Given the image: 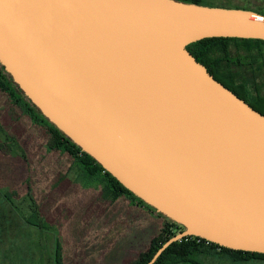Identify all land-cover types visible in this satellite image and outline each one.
Returning <instances> with one entry per match:
<instances>
[{
    "label": "water",
    "instance_id": "water-1",
    "mask_svg": "<svg viewBox=\"0 0 264 264\" xmlns=\"http://www.w3.org/2000/svg\"><path fill=\"white\" fill-rule=\"evenodd\" d=\"M264 41V15L177 0H0V64L125 189L201 238L264 254V115L187 47Z\"/></svg>",
    "mask_w": 264,
    "mask_h": 264
},
{
    "label": "rangeland",
    "instance_id": "rangeland-1",
    "mask_svg": "<svg viewBox=\"0 0 264 264\" xmlns=\"http://www.w3.org/2000/svg\"><path fill=\"white\" fill-rule=\"evenodd\" d=\"M212 2L264 14V0ZM229 51L231 57L244 55L234 44ZM232 68L253 95L264 82L262 74ZM10 109L0 92V143L7 146L0 148V264H54L57 238L67 264H125L144 250L165 219L126 196L111 202L104 191L105 175L92 178L65 151L51 150L45 131L18 111L11 115ZM141 213L148 214L142 235L136 227L144 223ZM28 219L45 229L27 224ZM201 261L264 264L260 260L233 262L224 255L203 256Z\"/></svg>",
    "mask_w": 264,
    "mask_h": 264
},
{
    "label": "trees",
    "instance_id": "trees-1",
    "mask_svg": "<svg viewBox=\"0 0 264 264\" xmlns=\"http://www.w3.org/2000/svg\"><path fill=\"white\" fill-rule=\"evenodd\" d=\"M185 3H193L204 6H216L225 8H241L237 6L230 7L227 5L215 4L213 0H177ZM250 10V9H247ZM264 15L261 12H257ZM234 44L238 51H242L244 55L231 57L230 47ZM188 51L197 59L198 62L207 67L210 74L225 87L234 92L238 97L243 99L252 108L264 115V82L256 87L253 95L239 79L236 78L238 71L233 66L241 69L252 70L255 74H264V41L262 40H246L232 38H211L204 39L187 47ZM0 92L7 98V104L10 105V113L18 111L22 117L29 118L32 124L45 131L48 138L46 141L48 147L53 151L63 150L72 160L80 164L94 178L105 175L108 179L104 191L108 195L111 202H118L123 196L147 207L153 212H157L154 208L145 204L142 200L125 189L113 176L106 172L92 157L83 153L70 139H68L61 131H59L52 123L46 119L37 107H35L20 91L19 87L14 83L11 76L8 75L0 65ZM17 112V113H18ZM2 150H6L5 143L0 144ZM159 214V213H158ZM164 224L159 229L154 230L153 236L150 238L147 247L137 252L133 258L125 261V264H148L157 251L172 237L182 232L183 227L168 220L163 215ZM28 219L27 223L34 227L43 228L41 224H33ZM151 236V235H150ZM133 248V247H131ZM228 256L233 262H249L252 260L264 261V254L251 253L244 251L230 250L214 243H209L204 239L189 237L172 244L157 260L155 264H203L201 257L205 256ZM54 264H67L65 258L64 247L60 239H56V250L54 256Z\"/></svg>",
    "mask_w": 264,
    "mask_h": 264
},
{
    "label": "crops",
    "instance_id": "crops-1",
    "mask_svg": "<svg viewBox=\"0 0 264 264\" xmlns=\"http://www.w3.org/2000/svg\"><path fill=\"white\" fill-rule=\"evenodd\" d=\"M69 158L71 159V161L72 162H74L73 160H72V158L69 156ZM8 179H10V178H8ZM119 201H121V200H119ZM116 203V202H115ZM137 207H142V206H137ZM143 210V209H142ZM143 213H141V217L142 218H144V223L143 222H140L139 224L138 223H136V227H137V229H138V232H139V234L140 235H142V233H143V228H144V226L145 227H147L148 226V219H147V217H148V214H146V215H142ZM28 224V223H27ZM140 241H137V243H139Z\"/></svg>",
    "mask_w": 264,
    "mask_h": 264
},
{
    "label": "flooded vegetation",
    "instance_id": "flooded-vegetation-1",
    "mask_svg": "<svg viewBox=\"0 0 264 264\" xmlns=\"http://www.w3.org/2000/svg\"><path fill=\"white\" fill-rule=\"evenodd\" d=\"M1 65V64H0ZM2 66V65H1ZM3 67V66H2ZM7 73V72H6ZM8 74V73H7ZM262 74V73H261ZM260 74V75H261ZM9 75V74H8ZM264 76V74H262ZM12 78V77H11ZM13 80V79H12ZM15 83V82H14ZM16 84V83H15ZM17 85V84H16ZM18 86V85H17ZM21 91V90H20ZM24 94V93H23ZM26 97V96H25ZM31 102V101H30ZM8 105V104H7ZM36 107V106H35ZM50 122V121H49ZM1 144V143H0Z\"/></svg>",
    "mask_w": 264,
    "mask_h": 264
},
{
    "label": "built area",
    "instance_id": "built-area-1",
    "mask_svg": "<svg viewBox=\"0 0 264 264\" xmlns=\"http://www.w3.org/2000/svg\"><path fill=\"white\" fill-rule=\"evenodd\" d=\"M208 242V241H207ZM210 243V242H209Z\"/></svg>",
    "mask_w": 264,
    "mask_h": 264
}]
</instances>
